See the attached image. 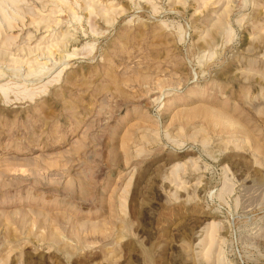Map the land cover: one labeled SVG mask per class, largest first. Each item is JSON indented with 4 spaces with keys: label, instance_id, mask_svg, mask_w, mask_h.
<instances>
[{
    "label": "rangeland",
    "instance_id": "374dc122",
    "mask_svg": "<svg viewBox=\"0 0 264 264\" xmlns=\"http://www.w3.org/2000/svg\"><path fill=\"white\" fill-rule=\"evenodd\" d=\"M0 264H264V0H0Z\"/></svg>",
    "mask_w": 264,
    "mask_h": 264
},
{
    "label": "bare ground",
    "instance_id": "6f19581e",
    "mask_svg": "<svg viewBox=\"0 0 264 264\" xmlns=\"http://www.w3.org/2000/svg\"><path fill=\"white\" fill-rule=\"evenodd\" d=\"M42 55V54H41ZM62 57V56H61Z\"/></svg>",
    "mask_w": 264,
    "mask_h": 264
}]
</instances>
